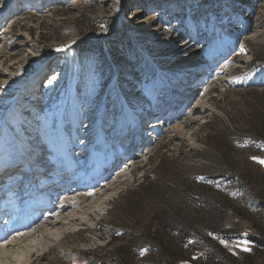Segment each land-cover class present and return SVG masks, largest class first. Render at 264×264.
<instances>
[{"label": "rangeland", "instance_id": "rangeland-1", "mask_svg": "<svg viewBox=\"0 0 264 264\" xmlns=\"http://www.w3.org/2000/svg\"><path fill=\"white\" fill-rule=\"evenodd\" d=\"M0 34V184L49 174L58 211L81 178L127 173L36 264H264V0H0Z\"/></svg>", "mask_w": 264, "mask_h": 264}, {"label": "bare ground", "instance_id": "bare-ground-1", "mask_svg": "<svg viewBox=\"0 0 264 264\" xmlns=\"http://www.w3.org/2000/svg\"><path fill=\"white\" fill-rule=\"evenodd\" d=\"M46 8H47V6L42 7L43 10H46ZM23 9H24V7L21 8V10H23ZM27 11L31 12L30 10H27ZM31 15L32 16H40V14L38 12H32ZM27 20H28L27 17L24 15H22L19 18L17 16L9 18L7 21L11 22V25H10L11 30H10V33L8 35L9 36L13 35L11 32L13 31V28L17 24L21 27H25L27 25ZM21 46H20V48H21ZM9 47L11 50L13 47H17V46L13 45V46H9ZM25 51H26V49H25ZM11 52L21 54L19 52V50L18 51H11ZM244 53H245V51L242 50L241 55H243ZM10 54L11 53L2 52L0 49V57H4V61H0V65L3 66L4 64L7 63L6 59H8V60L10 59V56H11ZM20 61L21 60L19 59V60H17V62L10 63V67L18 64ZM229 64H230V61H227V63L224 66H228ZM46 66H48V65H46ZM224 66H221L220 70L217 69V72L221 71ZM6 75H7L6 72L0 70V77L6 76ZM8 75H10V73ZM211 78H209L208 81H210ZM183 84H184L183 82H180L177 84V87L182 88ZM200 85L201 84L190 85V86L186 87V89H187L186 91H188V93H186L185 95L191 96V94H194V95L197 94V92L203 88ZM3 86L5 88L4 82L3 83L1 82L0 87H3ZM36 91H37V89L34 90V92H36ZM193 110L195 111V113H198L200 111L206 112V107H205V105L202 104L198 107H195ZM184 111L186 113L187 110H184ZM176 117H178V115H176ZM167 119L168 118H166V120H165L166 123L161 122V120L152 121L151 127L152 128L158 127V125L161 123H163V125L165 127L168 124ZM193 121H195V119H188V121H185L184 128H185V126L190 125ZM147 127H149V126H147ZM157 130H160V128L156 129V130L154 129L153 131H151L152 134H150L148 136V138L157 137V134H156ZM137 133L139 134L140 132L138 131ZM179 134L181 135V133H179ZM140 139H141V136L138 135L137 142H139ZM36 142H37V140L35 139V143ZM126 146L129 147L127 142H126ZM130 148H132V147H130ZM77 153H78V150L76 151L75 154H77ZM46 157H47V155L44 156L42 159V155H41L39 157L38 162L39 161H41V162L45 161L47 159ZM137 157H139V155ZM120 160L121 159L118 155L115 156V159H112V161L114 162L113 165H115V163L117 164L118 161H120ZM74 161L75 160L72 159L71 157H68L66 159L67 164L64 168L65 171L64 170L63 171H64V175H67V176L62 178V181H59V184L56 185V187H54V186L51 187V188H55V190L58 193L57 194L58 196H59V193L62 192L63 188L65 189V186L67 185V182L65 180L73 178V176L77 175L74 172L71 173V170H70L73 168V165L76 162V161L75 162ZM128 162L130 164H129V166H127V169L130 170L131 169L130 167L132 165H134V163L136 162V158H134V159L131 158V159H129ZM57 164H60V163H55V164L51 163V165L47 164L46 166L45 165L44 166L46 168H48V170L52 171V170L56 169L55 167H57ZM63 171H61V172H63ZM61 172H59V173H61ZM82 173H83V175L88 174V172L86 170H85V172H82ZM32 174H34V175L30 176V177H24L23 179L24 180L27 179L28 181H32L35 178V174H36L35 171ZM126 174L127 173H124V174H118L117 172L113 173V171H111L110 167H109V173H107V175H106L109 178L106 179L105 182H102L100 184H93V183L88 184V181H89L88 177L83 178V179L81 178L78 181V184L74 185V186H78L76 188V190L74 189L75 190L74 191L72 189L74 191V192L72 191L73 194H75V192H78L76 194L77 195L79 194V196H80L79 199L78 200H72L73 195H71L70 197H64L62 195V197H63L62 203L60 205H58V207L56 208V209H58V211H55L54 209L46 211L45 207H47L48 205L43 204V202H39L38 208L39 207L40 208L38 209L37 214L36 215L31 214L30 217L28 216V218H26L25 221H22L19 223L17 221L12 222L11 220H9L12 218L11 216L13 215L14 211L11 213V215H8V212H7V214L3 217L5 219L0 220V264H36L35 260H38L39 257L45 256L49 252V251L47 252V250L49 248L54 249L56 247L57 243L61 239L66 238L68 233L72 232V230H68V231L63 232L64 228L67 229L66 227L68 225H72V224L74 225L75 221H78V222L80 221L79 223L82 225L86 224L84 220L80 219L78 214L83 213L86 210L85 214H87V217L89 219H90V216H92V215H95V214L100 215V212H99L100 211V207H99L100 204L95 206L94 205L95 202L102 200V202H101V204H102V203H105V200H106V202L108 200H110V198H108V196L110 195V192L115 190L116 187H118L121 183H123L124 181L127 180V178L125 177ZM58 176L55 175L56 178ZM43 177L45 179L51 178V176L49 174H45V176H43ZM21 181H22V186H23L24 181L20 180V182ZM10 183H13L12 179L10 180ZM29 185H32V183H30ZM13 186H14V184H13ZM11 190H14V188L12 187ZM28 190H30V189L28 188ZM43 190H44V187H41L39 190L36 191V193L41 192V191L43 192ZM46 191H47V188H46ZM19 193H21V191ZM19 193L15 194L14 196H12V194H11L10 197L7 199L8 201H10L9 203L17 205L20 201L19 198L24 196V195L19 196L18 195ZM13 197H15V198L11 199ZM59 198L61 199V197H59ZM27 201L28 202H32V201L37 202L38 199H32L31 200V198H30ZM90 201H91V203H89ZM7 204L8 203L5 202L3 205H7ZM21 204H23V203H21ZM3 205L1 207H3ZM54 205H55V203H53V200H50L49 206L52 208V207H54ZM90 205H92V206L90 207ZM6 208H9V206L7 205ZM3 212H5V211H3ZM1 225H4V226L1 227ZM68 229H71V228H68ZM9 238H11V240H9ZM60 244H62V243H59V245Z\"/></svg>", "mask_w": 264, "mask_h": 264}, {"label": "trees", "instance_id": "trees-1", "mask_svg": "<svg viewBox=\"0 0 264 264\" xmlns=\"http://www.w3.org/2000/svg\"><path fill=\"white\" fill-rule=\"evenodd\" d=\"M87 47H88V50H89V52L91 53V54H93L96 50H97V46H92V44H90V42L86 45ZM114 46L116 47V46H119V45H116V44H114ZM123 50V49H122ZM252 239V242H258V238H259V236L257 235V236H255V237H251Z\"/></svg>", "mask_w": 264, "mask_h": 264}]
</instances>
